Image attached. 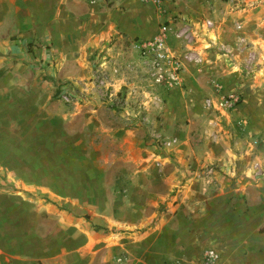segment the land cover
I'll use <instances>...</instances> for the list:
<instances>
[{
    "label": "crops",
    "instance_id": "1",
    "mask_svg": "<svg viewBox=\"0 0 264 264\" xmlns=\"http://www.w3.org/2000/svg\"><path fill=\"white\" fill-rule=\"evenodd\" d=\"M213 3L207 29L203 0H0V264L193 263L208 242L220 264H264L263 6ZM160 23L185 88L156 107L150 92L142 123L108 103L121 74L104 106L89 79L96 63H135ZM82 79L86 98H56ZM217 91L242 94L235 123L173 128L174 110L206 113Z\"/></svg>",
    "mask_w": 264,
    "mask_h": 264
},
{
    "label": "rangeland",
    "instance_id": "2",
    "mask_svg": "<svg viewBox=\"0 0 264 264\" xmlns=\"http://www.w3.org/2000/svg\"><path fill=\"white\" fill-rule=\"evenodd\" d=\"M205 3H207L208 5L202 9L198 16L200 17V21L203 22V20L205 18H209L210 14L212 13L213 9H210L209 5L212 4V2H214V6L215 8L218 10H228V11H232V12H236V13H245L246 11H253L258 13L259 11V7L263 6V8L260 10L261 12L264 13V0H203ZM221 3V6H220ZM225 6V7H224ZM203 12H205L206 14H203ZM203 16H205L203 18ZM210 19V18H209ZM180 22L182 23L181 29L184 28L185 23L190 26V22L188 20H186L185 18H180L179 19ZM211 20V19H210ZM253 22H258L257 20H253ZM161 24V23H160ZM158 24V27L159 25ZM204 26V25H203ZM205 27V26H204ZM250 27L252 28V26L250 25ZM206 28V27H205ZM211 26L207 27V29H210ZM251 55H253L255 57V54H253V52H250ZM249 54V57H250ZM173 55V54H172ZM173 57L175 59H177V57L175 55H173ZM178 60V59H177ZM179 62V61H178ZM128 65V66H127ZM114 66V67H112ZM256 66H258L257 70H259L262 66L261 62L256 63ZM98 70H100L101 72L104 73V77L105 79L109 82L111 81L110 79V74H113V76H116L118 74H121V78L124 81V85L121 86L120 88V92H121V99L120 100H115L113 99L112 95V99L108 101V103H111L113 108H116L115 110H126V113L128 115V117H130L129 113H133L136 115V117H139L140 122L145 123L147 121H145L144 118V114H141L140 110H143L145 107V104H143V101H148V94H156L158 97L157 102L153 101L152 102V106L156 107L158 104L160 106V103L163 101V97L164 94L166 92H168L171 89H175L174 91L176 92V90L180 89H184L185 85L182 82L181 78H180V71H181V66L179 63V69L176 71L178 79L175 80H171L168 77V66L166 65H162V67L159 69L158 74H160V80L157 81L155 79H151L153 78V76L151 75L152 73V69L150 70V67L145 64L144 62L141 61V57L138 53L137 57H136V62H129V63H125V64H121L120 67L116 65V63L114 65L111 64V66L109 67H105L102 64L96 63L95 66ZM247 66L244 64H242V68H241V77H247V75L250 73V67L246 68ZM94 69V68H93ZM179 71V72H178ZM166 73V74H165ZM216 76V74L213 73H207L204 75V81L210 79V78H214ZM92 77V76H91ZM90 77V78H91ZM159 77V76H158ZM87 82L86 79H82V80H78V87L75 86H71L70 91L67 90V92H69L68 97L69 100L65 101L62 98L63 93L66 91H59V86L58 85V89L56 90V98L60 99L61 101H63L64 103H70L72 101H80L83 98H86V89H85V83ZM65 88H67V86H64ZM95 93L98 96V103L100 105L102 104V97L106 98L107 96L104 94V90L103 88H99V87H95ZM107 92H112L113 88L112 85L107 86ZM231 92H235L237 93V95L239 96V103L238 105L231 109V110H226L224 108H219L216 104L217 100L219 99V97L221 95H225L227 93H222L220 91H217V93L215 95H206L202 98L201 102L203 103L205 109L209 110L206 113H197V114H186L185 110L183 112L181 111H177L174 110L172 112V116H171V122L173 124V128L176 129H180V127H186L187 125L190 126V129L192 131H195L196 129H199L198 131L202 130L204 124L208 123L209 125H221L222 123H235V120L232 119V113L236 110H239V106L241 105L243 96L239 91H231ZM105 95V96H104ZM126 97V100H125ZM162 100V101H160ZM152 101V100H151ZM208 102H210V104H208ZM199 103V101H197V104ZM104 106V105H103ZM109 106V105H107ZM160 107L157 108L156 113H158ZM139 111V112H138ZM157 120L160 119V116L156 117ZM230 118V120L228 121L227 119ZM244 120L246 121L247 119L242 117V121L244 122ZM229 126V125H227ZM197 133V131H196ZM197 136V135H195ZM162 139H159L158 141H156V145L158 147H160V141ZM117 169L119 168V166H115ZM208 167L211 166H206L203 169V174H210L213 172V167L210 173H206V169ZM116 173V172H114ZM208 249H212L215 251V253L217 254V258L215 259L214 262L209 263V264H220V262L225 259V257L227 256V254L223 251V249H221L218 244L216 243H212V242H208L204 245V247L202 248V253H201V257L198 259L197 262H193V263H182V264H206L204 263V260L202 258L204 252Z\"/></svg>",
    "mask_w": 264,
    "mask_h": 264
},
{
    "label": "built area",
    "instance_id": "3",
    "mask_svg": "<svg viewBox=\"0 0 264 264\" xmlns=\"http://www.w3.org/2000/svg\"><path fill=\"white\" fill-rule=\"evenodd\" d=\"M88 3H95L99 0H85ZM141 3H149L152 4L154 7H158L161 5L163 0H139ZM203 25L207 28L212 25V21L209 18H205L203 20ZM189 31V26L185 23V26L183 29H181V33H185ZM166 25L165 23H161L158 27L157 34L155 37L147 40H142L139 42V55L141 57V61L147 64L150 67V70L152 69L151 75L153 78L157 81H159L161 78L160 74H158L159 69L162 67V65H167L168 69V77L171 80L178 79L176 71L179 69V62L177 59L173 57L172 54H170L169 49L166 45ZM250 57H253V55L250 54ZM179 72V71H178ZM166 74V73H165ZM159 76V77H158ZM90 82L93 83V86L103 88L104 94L107 92V80L104 77V73L98 70L96 67L93 69L92 77L89 79ZM63 92V91H62ZM69 92L66 91L62 95V98L65 101H68ZM239 103V96L235 92H229L227 94H223L219 97L216 104L219 108H224L226 110H231L235 108ZM210 104V102H208ZM212 170L211 167H208L206 169V173H210ZM204 263L209 264L215 261L217 258V254L214 250L208 249L204 252L202 256Z\"/></svg>",
    "mask_w": 264,
    "mask_h": 264
}]
</instances>
